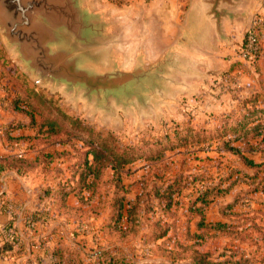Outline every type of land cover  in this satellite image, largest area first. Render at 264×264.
Returning a JSON list of instances; mask_svg holds the SVG:
<instances>
[{"label": "rangeland", "instance_id": "rangeland-1", "mask_svg": "<svg viewBox=\"0 0 264 264\" xmlns=\"http://www.w3.org/2000/svg\"><path fill=\"white\" fill-rule=\"evenodd\" d=\"M142 1L95 0L120 23L114 40L127 67L142 41L149 52L151 38L168 31L167 16ZM234 9L247 17L232 22L241 37L221 42L220 63L208 54L186 60L183 75L153 100L51 92L25 75L36 122L78 137L80 169L86 150L96 152L94 161L89 153L94 175L76 194L78 224L62 230L68 243L53 250L52 263L264 264V0H240ZM247 28L260 44L253 61L242 55ZM72 160L55 161L63 178ZM40 252L26 264L45 261Z\"/></svg>", "mask_w": 264, "mask_h": 264}, {"label": "water", "instance_id": "water-1", "mask_svg": "<svg viewBox=\"0 0 264 264\" xmlns=\"http://www.w3.org/2000/svg\"><path fill=\"white\" fill-rule=\"evenodd\" d=\"M202 1L206 9L198 13L193 6L169 46L152 58L142 41L129 67L123 64L127 53L114 40L119 21L95 0H0V40L19 69L51 92H84L96 100L144 94L153 100L170 88L175 73L183 75L186 60L196 61L192 47L205 44L208 19L230 44L223 20L247 17L234 9L240 0Z\"/></svg>", "mask_w": 264, "mask_h": 264}, {"label": "crops", "instance_id": "crops-1", "mask_svg": "<svg viewBox=\"0 0 264 264\" xmlns=\"http://www.w3.org/2000/svg\"><path fill=\"white\" fill-rule=\"evenodd\" d=\"M140 2L141 6L145 5L142 0ZM175 3L176 0H151L150 2L151 6H155L157 17L161 18L166 15L169 22L166 27L168 30L166 36L162 34L164 37L160 39L161 41H153V37L151 38L149 50L152 58L175 40L179 28L186 25L188 12L193 6L198 7V13L206 9L202 0H188V6L187 4L175 5ZM199 3H204V6L199 7ZM251 7H254V4ZM207 21L203 34L206 45H194L193 52L196 55V61L201 54H208L217 58L220 63L221 59L217 57V54H221V44L228 43L217 36L213 21L210 19ZM174 22L176 24L173 30L174 33L177 32L176 36L171 33ZM232 22L224 19L222 26L231 42L234 43L232 36L236 39L241 36L237 34L239 26ZM161 28L164 29V25ZM0 47L3 52V56H0V156L18 155L29 159L35 158L37 153L46 146L39 144L34 147L36 132L34 127L28 124L29 117L9 105V101L17 93L19 84L12 76L11 66L15 63L1 40ZM21 74L25 76L23 72ZM18 121L26 124L8 129V125H14ZM49 146L52 150L69 149L62 144ZM54 165H57L56 162ZM58 166L63 168L62 165ZM36 171L39 174V170L36 169ZM50 174H47L49 175L47 179L46 175L35 177L33 172L21 175L15 170H10L0 176V203L2 204L0 207V264H26L31 261L33 252L39 253V251L45 258V261L40 264L45 263L46 260L48 262L46 264H54L50 257L53 250L57 252L62 244L68 243L64 241L62 230L73 228L78 224L76 218L78 200L73 193H68L64 196L65 205L61 206L55 193L57 181L53 180ZM47 186L50 187V192L46 194ZM32 216L35 217L34 220ZM28 222H32L31 228L28 227ZM6 226L13 230L14 238L4 230ZM4 238L10 239V246L7 248L2 247ZM35 238L42 239L43 244L37 246Z\"/></svg>", "mask_w": 264, "mask_h": 264}, {"label": "trees", "instance_id": "trees-1", "mask_svg": "<svg viewBox=\"0 0 264 264\" xmlns=\"http://www.w3.org/2000/svg\"><path fill=\"white\" fill-rule=\"evenodd\" d=\"M254 38H255V44L257 46L256 50V58L259 54L260 50V44L258 37L256 33L254 32V29H251ZM245 43V40L243 41V44ZM0 56H3L2 48L0 47ZM4 63V62H3ZM12 68V76L14 79L18 82L19 86L17 89V93L14 94V97L11 101H9V105L13 109H15L18 112H21L29 117L28 124L35 129V143L34 147L38 146L39 144H44L46 147L40 150L35 158H24L22 156L18 155H7V156H0V176L10 170H15L21 175L27 174L29 172L35 173V177L38 176H45L49 173L57 175L59 177L57 181V189L55 190L56 196L58 198V201L60 202L61 206L65 205V202L63 201L64 196L68 193H73L75 196L76 194L80 196V192L82 189L87 188V179L90 178V176L94 175V165L92 162L89 161L90 156L89 153L92 154V161L96 159V152L94 149L92 150H86L85 152V160H84V167L85 169L79 168V163L76 158L79 156V145H78V137H74L73 135L67 136V135H58L55 132V129L52 127L54 124L51 121H42L37 120L34 118L36 107L31 103L30 100H27L25 95L28 93L27 87H25V76L18 71L16 72V69L14 66H11ZM22 94V95H21ZM20 98V99H19ZM23 124H26L25 122L18 121L14 125L10 124L8 125V129L14 128L15 126H21ZM56 144H62L69 149H51L49 145L54 146ZM59 158H74L72 161L68 164V170H69V177L63 178L62 170L54 165V162ZM83 168V167H82ZM39 170V174L36 171ZM29 171V172H28ZM76 176H78L79 181H76ZM50 192V187H46L45 193ZM2 204L0 203V207ZM32 219L34 220L35 217L32 216ZM4 230L7 231L12 238H14V232L13 230L6 226L4 227ZM10 239L6 240L3 239L2 247L7 248L10 246ZM60 251V249L58 250ZM57 253V252H56ZM99 264H111V261L106 262L105 260H102Z\"/></svg>", "mask_w": 264, "mask_h": 264}, {"label": "built area", "instance_id": "built-area-1", "mask_svg": "<svg viewBox=\"0 0 264 264\" xmlns=\"http://www.w3.org/2000/svg\"><path fill=\"white\" fill-rule=\"evenodd\" d=\"M251 29L252 28L246 31L245 43H242V55L249 61H253L256 58L257 50L255 38Z\"/></svg>", "mask_w": 264, "mask_h": 264}]
</instances>
